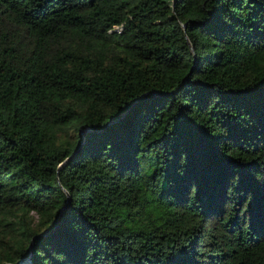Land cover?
I'll list each match as a JSON object with an SVG mask.
<instances>
[{
	"label": "trees",
	"instance_id": "obj_1",
	"mask_svg": "<svg viewBox=\"0 0 264 264\" xmlns=\"http://www.w3.org/2000/svg\"><path fill=\"white\" fill-rule=\"evenodd\" d=\"M26 257L264 264V0H0V264Z\"/></svg>",
	"mask_w": 264,
	"mask_h": 264
},
{
	"label": "water",
	"instance_id": "obj_2",
	"mask_svg": "<svg viewBox=\"0 0 264 264\" xmlns=\"http://www.w3.org/2000/svg\"><path fill=\"white\" fill-rule=\"evenodd\" d=\"M186 43H187V45H188L190 51L192 52V48H191V46L189 45L188 41H186ZM62 163H64V162H62ZM62 163L59 164L58 168L62 165ZM65 195H66V202H67V201H68V195H67L66 193H65ZM40 235H43V234H40ZM28 260H29V257H26V258H24V259H21V261L17 262L16 264H24V263H26Z\"/></svg>",
	"mask_w": 264,
	"mask_h": 264
}]
</instances>
